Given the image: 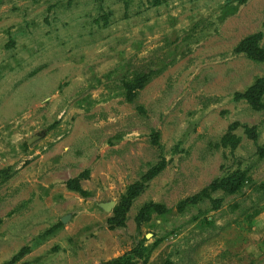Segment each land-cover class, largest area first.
<instances>
[{"label": "rangeland", "instance_id": "rangeland-1", "mask_svg": "<svg viewBox=\"0 0 264 264\" xmlns=\"http://www.w3.org/2000/svg\"><path fill=\"white\" fill-rule=\"evenodd\" d=\"M0 264H264V0H0Z\"/></svg>", "mask_w": 264, "mask_h": 264}, {"label": "water", "instance_id": "water-1", "mask_svg": "<svg viewBox=\"0 0 264 264\" xmlns=\"http://www.w3.org/2000/svg\"><path fill=\"white\" fill-rule=\"evenodd\" d=\"M35 138H30V139H28L27 140V142L28 143H30V142H32L33 140H34ZM112 205H113V203L111 202V201H109V202H104V203H100V206L104 209V210H109V209H111V207H112ZM67 215L66 216H64V217H62L61 218V221L62 222H65L66 220H67Z\"/></svg>", "mask_w": 264, "mask_h": 264}, {"label": "trees", "instance_id": "trees-1", "mask_svg": "<svg viewBox=\"0 0 264 264\" xmlns=\"http://www.w3.org/2000/svg\"><path fill=\"white\" fill-rule=\"evenodd\" d=\"M239 184H240L239 182H236V187H238V186H239Z\"/></svg>", "mask_w": 264, "mask_h": 264}]
</instances>
